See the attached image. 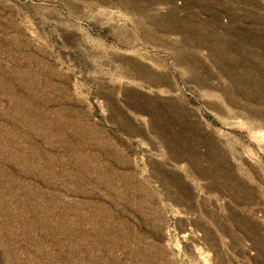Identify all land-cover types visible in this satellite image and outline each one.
<instances>
[{
  "label": "rangeland",
  "instance_id": "obj_1",
  "mask_svg": "<svg viewBox=\"0 0 264 264\" xmlns=\"http://www.w3.org/2000/svg\"><path fill=\"white\" fill-rule=\"evenodd\" d=\"M0 264H264V0H0Z\"/></svg>",
  "mask_w": 264,
  "mask_h": 264
}]
</instances>
